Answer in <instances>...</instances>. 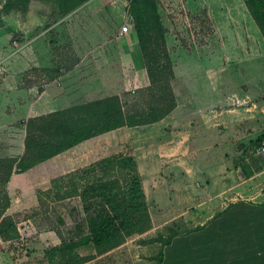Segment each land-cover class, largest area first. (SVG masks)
<instances>
[{
	"label": "crops",
	"instance_id": "obj_1",
	"mask_svg": "<svg viewBox=\"0 0 264 264\" xmlns=\"http://www.w3.org/2000/svg\"><path fill=\"white\" fill-rule=\"evenodd\" d=\"M126 6L127 0L89 4L100 26L85 36L82 48L51 58L24 51L25 69L31 63L37 71L46 64L83 72L82 82L72 74L53 75L36 105L29 92L39 85L25 78L14 89L8 68L10 75L0 77V128L111 97L123 105L128 93L151 90L155 84L135 35L107 29L113 18L126 16ZM239 83L179 82L176 107L158 121L120 127L74 147L98 140L101 153L115 144L109 156L134 157L153 226L155 215L173 216L178 231L161 249L159 264H264V198L250 188L264 169L255 175L239 171L264 135V82ZM19 176L8 182L10 194Z\"/></svg>",
	"mask_w": 264,
	"mask_h": 264
},
{
	"label": "rangeland",
	"instance_id": "obj_2",
	"mask_svg": "<svg viewBox=\"0 0 264 264\" xmlns=\"http://www.w3.org/2000/svg\"><path fill=\"white\" fill-rule=\"evenodd\" d=\"M93 1L64 15L60 0H0V77H8L10 68L14 89L19 90L25 78L39 85L29 92V100L36 105L44 101L41 93L53 75L65 78L72 74L82 82L83 72L55 71L46 64L37 71L31 63L28 69L22 63L24 51L51 58L53 52L82 48L85 36L100 26L98 13L89 7ZM246 1L127 0L126 16L113 18L107 29L119 34L128 23L146 61L153 65L159 58L160 65L166 66L170 59L175 75L151 90L128 93L125 111L162 114L176 101L174 88L179 82H264V37ZM136 17L141 19L139 29L135 28ZM191 58L195 63L188 64ZM36 79L41 82H34ZM29 119L21 117L0 128V159L25 154L27 129L23 123ZM54 127L60 129L58 124ZM115 146L101 153L96 140L55 155L17 177L12 194L8 183L0 181V194L10 197L5 215L11 221L4 226V235L12 228L10 222L16 227L11 238L0 234V264H159L164 238L173 235V230L178 233L173 216L155 215L150 230L107 252L81 248L71 255L47 254L88 232L83 202L80 196L65 197L71 183L69 178L62 179L109 156ZM249 156V163L240 165L239 171L255 175L264 169V147H252ZM108 178L124 183L120 172L112 170ZM250 188L264 198V173L253 179ZM4 204L0 195V205Z\"/></svg>",
	"mask_w": 264,
	"mask_h": 264
},
{
	"label": "trees",
	"instance_id": "obj_3",
	"mask_svg": "<svg viewBox=\"0 0 264 264\" xmlns=\"http://www.w3.org/2000/svg\"><path fill=\"white\" fill-rule=\"evenodd\" d=\"M60 1L62 12L67 15L88 0ZM246 5L264 37V0H247ZM140 27L141 19L136 17L135 28ZM160 61L159 58H155L153 65L149 59L147 61L149 75L155 85L168 83L175 75L170 66V59L166 66L160 65ZM175 107L176 101L157 116L154 111L126 113L119 99L111 97L30 118L23 123L27 129L25 154L21 158L0 159V181L7 184L14 174L25 173L55 155L105 132L125 126L133 127L156 122ZM55 124L59 125V130H55ZM254 145L264 147V135ZM112 170L120 172L124 177L123 184L117 178H108ZM66 178L70 179L68 189L71 191L69 190L65 197L80 196L87 217L88 232L79 240L64 242L63 245L49 249L47 254L50 257L56 254L71 255L81 248L107 252L122 245L127 238L152 228L149 205L134 157L109 156L79 169L76 173H69L62 180ZM0 195L2 200H5L3 207L0 205V234L5 238H11V232H16L12 222H10L12 228L4 235V226L11 221L5 215L10 206V197L8 194ZM57 197L61 198L60 194ZM175 235L173 230V235L164 238L165 245Z\"/></svg>",
	"mask_w": 264,
	"mask_h": 264
},
{
	"label": "built area",
	"instance_id": "obj_4",
	"mask_svg": "<svg viewBox=\"0 0 264 264\" xmlns=\"http://www.w3.org/2000/svg\"><path fill=\"white\" fill-rule=\"evenodd\" d=\"M130 26L129 25H125L122 27L121 31H120V35H125L126 33L129 32Z\"/></svg>",
	"mask_w": 264,
	"mask_h": 264
}]
</instances>
